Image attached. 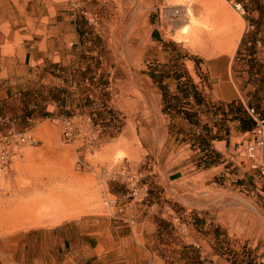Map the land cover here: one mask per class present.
Masks as SVG:
<instances>
[{"label": "crops", "instance_id": "obj_1", "mask_svg": "<svg viewBox=\"0 0 264 264\" xmlns=\"http://www.w3.org/2000/svg\"><path fill=\"white\" fill-rule=\"evenodd\" d=\"M197 1L0 0V136L9 135L11 121L21 118L22 110L13 107L28 106L29 73L41 77L42 83L44 77L51 80L44 89L51 93L46 98L48 109H55L59 106L56 95L64 87L59 81L60 71L70 72L77 55L84 52L101 61L98 70L90 68L94 73L91 84L97 86L99 75L107 69L106 56L99 52L110 50L117 52V60L120 54L126 59L125 63L116 64L115 75L99 86L103 92L115 89L110 95L111 103L113 99L116 101L125 122L121 132L110 140L132 142L131 122L143 119L133 110L140 106L139 96L144 86H147L144 102L149 110L147 120L155 119L156 82L149 76L146 64L139 62L155 57V48L168 41L165 27L173 28L174 39L179 37L180 44L185 40L196 41V52H220L215 47L204 49L198 42L234 39L233 24H228L225 32H220L218 27L205 30L196 25L194 36H186L182 29L191 26L189 9L193 10L194 5L193 18L197 24L204 17L203 9L196 6ZM256 1L259 6L248 0L239 1L247 7L248 20L238 47L239 51L249 36L257 40L260 51L244 56L245 63L256 61V69L246 63L237 75L235 56L231 59L216 54L208 59L212 63L207 66L212 85L198 86L207 95L206 101L222 106L226 114L232 103L245 108L258 98L264 104V85L260 82L264 72L261 68L264 0ZM158 4L159 18L153 21ZM109 42H114V46L109 48ZM189 75L192 77L191 71ZM214 78L218 79L217 83ZM181 80L184 79L174 82L178 84ZM88 82L85 86H89ZM171 91L180 95L178 90ZM89 99L92 104L93 98ZM189 99L193 104L192 98ZM104 103V109H109L108 102ZM195 109L204 121L223 118L221 113L203 114L198 111L199 106ZM180 116L187 121L183 113ZM217 133L215 128L211 136ZM112 142L105 145H113ZM209 144L210 149L205 151L193 147L200 154L185 146L182 153L170 158V163L160 165L159 170L154 164L148 173L146 201L120 203L108 221L64 222L43 236L37 235L32 248L21 250L18 258L0 259L3 264H60L61 257L65 264H264V190L260 181L253 173L244 176V171H235V167L224 174L221 163L206 165L207 156H226L229 150L226 140L215 139ZM231 171L240 173V177L231 175ZM176 205L183 210L181 216L195 217L198 225H179L174 218ZM161 221L172 224L166 229L160 225Z\"/></svg>", "mask_w": 264, "mask_h": 264}, {"label": "rangeland", "instance_id": "obj_2", "mask_svg": "<svg viewBox=\"0 0 264 264\" xmlns=\"http://www.w3.org/2000/svg\"><path fill=\"white\" fill-rule=\"evenodd\" d=\"M239 1L198 0V4H194L203 9V19L196 23L193 18V5V10L190 8L188 12L191 26L182 29L186 30L183 31L186 36H194L196 25L205 30L218 27L220 32H225L229 28L226 19H229L228 21L236 27V50L233 56L223 52L232 43L228 40L198 42V46L203 45L204 49L215 47L220 49V52H196V41L185 40L180 44L179 37L174 39L173 28L165 27L168 41L165 45L159 44L155 48V57L146 62H139L146 64L147 71L155 75V119L147 120L149 110L144 105L147 101V86H144L139 96L140 106L133 110L143 119L131 122L134 138L130 143L110 140L121 132L125 122L121 118L116 101L113 99L111 103L110 95L115 89L112 92H103L99 87L103 86L111 75H115L113 71L116 64L126 62L121 54L117 60V52H99L100 55L106 56L107 69L99 75L95 82L97 86L91 84L94 73L90 68L93 66V70H98L101 61L85 55L84 52L78 54L70 72L61 70L59 73V81L64 87H61L56 95L59 106L55 109H48L46 98H49L51 93L44 89L51 80L44 77L42 83L41 77L29 73L27 93L30 98L26 97L28 106L13 107L21 109L22 114L21 118L11 121L10 134L7 136L28 134L39 141V146H23L16 149L8 168L0 173V258H18L21 250L32 248L37 235L43 236L44 232L64 222L80 224L88 220L95 223L108 221L111 214L120 207V203L129 202L132 198L127 197L129 192L125 184L113 182L103 175L104 169L127 162L133 163L143 175V182L147 184L150 178L148 173L152 171L153 165L156 164L159 170L160 165L170 163V158L182 153L185 146L189 145L192 153L200 154L193 147L201 149L202 141L209 140L210 136L206 133L208 128H213V134L214 129H217L216 124L204 121L198 115L185 121L179 112L185 107L191 113H196L193 104L197 95L206 100L207 95L198 86L202 83L212 85L208 76L210 74H207V66L212 62L208 59L216 54H225L231 59L235 56L234 71L239 75L243 65L247 63L251 66L250 63L256 62L248 60L249 63H245L247 59L244 56H252V53L260 51L259 45L256 49L252 47L250 36L238 51L241 31L248 20L247 7ZM248 1L259 6V1ZM238 4L245 14L237 10L235 5ZM158 6L159 4L153 13V21L159 18ZM164 20L167 21L166 18ZM171 40H176L177 43ZM110 46H114V42H109V48ZM261 63L258 62L261 68H264V61ZM189 71L192 72V77ZM179 78L184 80L178 85L174 81ZM214 79L217 83L218 79ZM86 80H89V86H85ZM171 90H178L180 95H174L175 91ZM186 90L188 94L182 92ZM186 95L192 98V107L187 106L186 103H189L190 99H187ZM90 96L93 98L92 104H89ZM104 102H108L109 109H104ZM252 105L264 109V104L261 105L258 98L253 99ZM212 107L210 102V108ZM151 108L152 106L150 113ZM89 117L92 121H88ZM62 118L72 119L73 137L70 142L63 139ZM221 120L226 126L221 130V136L227 137L229 150L226 156L217 155L212 157V160L224 166V174L228 173L227 169L235 167V171L242 170L244 176H251L252 173L237 154L238 146L245 139L244 132L238 131V122H233L231 118ZM4 138L0 136V145ZM109 142L113 145L106 146ZM231 175L240 177V173L234 171H231ZM220 179L223 180V174ZM239 181L237 179V182ZM36 199L45 202L42 212L32 214V210H19L23 203ZM173 211L177 215L174 218L179 225H198L195 217L181 216L183 210L178 205ZM92 214L93 217H90ZM170 224L172 223L166 221L160 223L166 229ZM0 264H3L1 259ZM60 264H65L63 257L60 258Z\"/></svg>", "mask_w": 264, "mask_h": 264}, {"label": "built area", "instance_id": "obj_3", "mask_svg": "<svg viewBox=\"0 0 264 264\" xmlns=\"http://www.w3.org/2000/svg\"><path fill=\"white\" fill-rule=\"evenodd\" d=\"M235 7L245 14L240 4ZM245 111L255 125L251 131L245 134L244 141L237 148V154L242 158V162L249 172L258 178L264 190V109L257 110L254 107L246 106ZM88 121H92V118L89 117ZM61 123L64 126L63 139L65 142H70L73 137L72 119L62 118ZM23 146L37 147L39 141L28 134H14L4 138L0 145V173L8 168L16 149ZM103 175L113 182L125 184L129 192L127 197L132 198L134 202H144L149 196L148 185L143 182V175L133 163L127 162L106 168ZM177 221L180 222V219ZM180 225L187 227L183 223Z\"/></svg>", "mask_w": 264, "mask_h": 264}, {"label": "trees", "instance_id": "obj_4", "mask_svg": "<svg viewBox=\"0 0 264 264\" xmlns=\"http://www.w3.org/2000/svg\"><path fill=\"white\" fill-rule=\"evenodd\" d=\"M252 39V47L256 49L257 47V40L254 39L253 37H251ZM245 41L246 39L243 41V45L245 44ZM242 45V47H243ZM241 47V48H242ZM240 51V50H239ZM256 53H252V56L255 55ZM255 62V60H253ZM257 63H253V67L252 68H255V65ZM264 69V68H262ZM262 76H261V79H260V82L264 85V72H262ZM149 76L155 80V75L152 74V73H149ZM184 94H188L189 92L186 90V91H182ZM186 98H190L189 95H186ZM195 104H193L194 106H199V110L200 112H202L203 114H209V113H215V114H219L221 113V115H223V118L227 119L229 118L228 116L229 115H233V117L231 118V120L233 122H238V126H237V129L239 132H249L253 129L255 123L254 121L246 114V111H245V108L243 107V105L241 104H237V103H232L231 105L228 106L229 108V113H225L223 111V108L222 106H219V107H216V106H213L212 109L210 108V103H208L205 99H202L200 98V96H196L195 97V101H194ZM188 107H192V104L189 102V103H186ZM251 107H254L256 108L257 110H261L263 109L262 107H255L253 106L252 104H250ZM181 112H179V114L183 113L184 114V117L187 121L189 120H192V118H194L195 116L198 115V112L196 110V113H191L190 110L186 109L185 107L182 108L180 110ZM215 127H217L218 130V133L216 136H211L212 135V130L213 128H208L207 130V135H209V140H203L202 141V144H201V147H202V150L205 151V150H209L210 149V144L209 142L212 141V140H227V137H222L221 136V130H223L224 128H226V126L224 125V122L220 119V120H217L215 121ZM227 130V133L229 132L228 129ZM215 156V155H214ZM211 160V161H210ZM210 161V162H209ZM206 165H209V164H212V163H215L213 160H212V156H207V161L204 162Z\"/></svg>", "mask_w": 264, "mask_h": 264}, {"label": "bare ground", "instance_id": "obj_5", "mask_svg": "<svg viewBox=\"0 0 264 264\" xmlns=\"http://www.w3.org/2000/svg\"><path fill=\"white\" fill-rule=\"evenodd\" d=\"M176 14V13H175ZM174 14V15H175ZM179 15H180V13H179ZM184 15V14H183ZM172 17H173V15H171ZM181 16H182V14H181ZM174 17H176V16H174ZM174 20V19H173ZM179 20V19H178ZM229 20V19H228ZM227 19H226V22H229V25H231V21H228ZM176 21V20H175ZM178 22V21H177ZM179 22H180V20H179ZM185 30V29H184ZM183 30V31H184ZM185 32H186V30H185ZM210 32V31H209ZM231 39V38H230ZM217 41V40H216ZM226 41V40H225ZM228 41L231 43V44H229L228 45V47L223 51V52H225L226 54H228V55H231V56H233V54H234V52H235V50H236V45H235V37H234V39H233V41L231 40H229V38H228ZM223 42V41H222ZM221 42V43H222ZM220 43V42H219ZM217 45H219V44H217ZM222 45V44H221ZM218 47H220V45L218 46ZM221 48V47H220ZM221 51V52H222ZM44 204H45V202H43L42 200H38V199H36V200H30V201H27L26 203H23V205L21 206L22 208H20L19 210L21 211V210H23V211H31L32 210V214H38L39 212H42L43 211V208H44Z\"/></svg>", "mask_w": 264, "mask_h": 264}]
</instances>
